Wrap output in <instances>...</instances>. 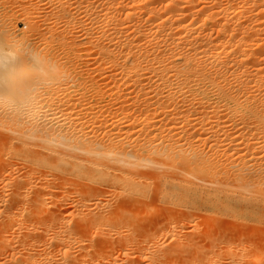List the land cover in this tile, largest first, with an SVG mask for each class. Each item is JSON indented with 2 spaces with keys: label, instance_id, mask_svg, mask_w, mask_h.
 <instances>
[{
  "label": "bare ground",
  "instance_id": "bare-ground-1",
  "mask_svg": "<svg viewBox=\"0 0 264 264\" xmlns=\"http://www.w3.org/2000/svg\"><path fill=\"white\" fill-rule=\"evenodd\" d=\"M70 10L66 18L73 23L79 10ZM88 13L99 32L90 31L85 51L98 65L96 98L43 101L48 120L38 126L0 115V165L16 159L33 172L43 168L50 187L31 208L1 199L0 264H264V253L239 249L231 256L234 242L224 245L198 229L202 221L194 217L201 209L211 222L238 217L264 194V0H99ZM6 31L0 29V38L11 37ZM75 35L65 40L64 61L13 36L9 43L50 60L56 81L81 55ZM9 43L0 42V50L10 51ZM6 180L0 190L12 184ZM151 198L155 206L144 223L165 220L137 237L142 210L137 206L125 225L120 215L129 207L123 204L143 207ZM175 211L193 218L173 219ZM187 224L198 229H190L192 237L181 232ZM176 226L180 232H173Z\"/></svg>",
  "mask_w": 264,
  "mask_h": 264
},
{
  "label": "rangeland",
  "instance_id": "rangeland-1",
  "mask_svg": "<svg viewBox=\"0 0 264 264\" xmlns=\"http://www.w3.org/2000/svg\"><path fill=\"white\" fill-rule=\"evenodd\" d=\"M4 1V2H3ZM70 1H72V0H70ZM69 0H0V29H3L4 28V30H7L6 31V35H7V38L9 37V36H11V37H9L7 40L5 39V38H0L1 40H0V42H3V41H5V44L8 42H10V41H12V36L14 37L13 38V40H15V39H17L19 42H23L24 44H28L31 48H34L33 50H35V51H38V53H43V55H45L46 54V52L47 53H49L48 55H50V54H52L53 53V51H54V53L56 54V52L58 53V58H60L61 56V61L63 60L64 61V59L65 58H63V57H65V55H67L66 53H65V49L67 48V45H68V39L67 38H69V37H71V38H73L72 37V35H75V33H76V35L74 36V38L78 35V37H76L77 39H81L82 40V42H81V44H80V42L78 43L79 44V46L77 45V49L79 50V52L81 53V55L78 57V60L76 61L78 64H75L76 62L74 61V60H76V59H73L72 58V60L71 61H73V62H75V63H73V64H71V62L70 63H66V65H67V68L69 67V65L71 64V65H73L75 68H73V66H71L70 68H68L67 70H64L65 72H64V74H66L65 76L67 77L66 79H65V82L63 83V84H59V85H57V84H53V86L51 87V88H46L45 90H44V93L41 95V99H42V101H41V99H40V101H41V103L42 104H45V103H48V101L50 100V102H52V101H54V100H56L57 98H62L63 97V99H65L67 96H72V98L69 96V98L68 99H73V98H75L76 99V96H78L77 98L79 99L80 97V99H82L83 97L84 98H88V99H93L94 97H95V95H94V93L97 95V89L96 88H98L97 86H98V84H99V75H98V73H99V71L98 70H96V69H98V67H96V66H98L97 65V62L96 61H93V59L95 60V56H94V58H91V57H86V55H87V53L85 52L88 48H89V44L87 43L88 41H86L87 39L89 40V37H90V35H89V33L90 34H92L91 32H93V30H95L96 28V32H95V34H94V32H93V36H97L96 35V33L98 32V27H96L95 25H97V23L95 22V25L94 24H92V23H94V21L92 22V20L94 19V20H96L97 21V18H95L94 16H93V14H92V16L88 13V9L91 7V6H96V3H97V6L99 5V0H92V2L93 3H91V5H90V3H88V1L87 0H78V2H75V1H77V0H73L72 1V3H73V5L71 4V2H70ZM91 1V0H90ZM98 1V2H97ZM29 2V3H28ZM68 2H70V6L68 7V5H69V3ZM83 2V3H82ZM87 4H86V3ZM96 2V3H95ZM82 3V4H81ZM11 4V5H10ZM19 4V5H18ZM81 4V5H80ZM89 4V5H88ZM72 5V6H71ZM86 5H88V6H86ZM67 6V7H66ZM74 6H78V9L77 8H74ZM66 7V8H65ZM72 9H74V10H70L71 8ZM79 7H81V8H79ZM22 8V9H21ZM63 8H65V10L63 9ZM70 8V9H69ZM86 8H87V10H86ZM82 9V10H81ZM71 11V12H73L74 13V11L76 12V10L78 11V18H77V16H74V18H75V20H74V18H73V23L72 22H68L67 21V11ZM44 11V12H43ZM87 11V12H86ZM16 12V13H15ZM63 12H64V14H63ZM79 12H81V13H79ZM86 14H85V13ZM45 13V14H44ZM15 14V15H14ZM85 14V15H84ZM5 15V16H4ZM75 15V14H74ZM90 15V16H89ZM25 16V17H24ZM88 16V17H87ZM47 17V18H46ZM94 17V18H93ZM43 18V19H42ZM45 18V19H44ZM93 18V19H92ZM18 19V20H17ZM92 19V20H91ZM90 22H89V21ZM82 21V22H81ZM4 22V23H3ZM92 22V23H91ZM30 23V24H29ZM81 23V24H80ZM84 23V24H83ZM89 25H91L89 28L91 29H89L88 28V24ZM12 24V25H11ZM29 24V25H28ZM72 24V25H71ZM86 24V25H85ZM81 27H80V26ZM85 26V27H84ZM1 27H3V28H1ZM7 27V28H6ZM27 27V28H26ZM71 27H73V28H77V27H79V29L77 28H75V29H72V30H70V31H68V29H71ZM83 27V28H82ZM94 27H96V28H94ZM28 28H30V29H28ZM55 28V29H54ZM82 28V30H80ZM86 29V31L88 32H86L85 31V29ZM93 28V29H92ZM11 29H12V31H11ZM23 29V30H22ZM35 29H37L36 31L37 32H35ZM89 29V30H88ZM263 30H262V43H263V46H262V55H261V57H262V61L264 60V26H263V28H262ZM25 30V34L22 32V31H24ZM27 30H29V31H27ZM91 31V32H90ZM15 32V33H14ZM24 34V35H22V33ZM70 32H74L73 34L72 33H70ZM79 32H80V35H79ZM8 33V34H7ZM53 33H55V34H53ZM83 35H82V34ZM84 33H86V35L84 34ZM99 33V32H98ZM13 34V35H12ZM29 34V35H28ZM59 34H60V36H59ZM69 34H71V35H69ZM5 35V36H6ZM16 35V36H15ZM21 35L23 36V37H21ZM55 35H58L57 37H60V39H62L63 40V44H62V40H60V41H58V42H56V41H54V39H56V36ZM65 35V36H64ZM68 35H69V37H68ZM27 36V37H26ZM53 36V37H52ZM80 36V37H79ZM82 36H85V37H82ZM18 37V38H17ZM62 37V38H61ZM64 37V38H63ZM65 37H66V39H65ZM87 37V38H86ZM51 38V39H50ZM5 39V40H4ZM20 39H22L21 41H20ZM58 40V39H57ZM65 40L67 41L66 43L67 44H65ZM80 40V41H81ZM7 41V42H6ZM48 41V42H47ZM78 41V40H77ZM85 41H86V43H85ZM11 43V42H10ZM9 43V44H10ZM52 43V44H51ZM54 43H55V45H54ZM51 44V45H50ZM59 44V45H58ZM65 44V45H64ZM7 45V44H6ZM13 45V46H12ZM15 45V46H14ZM58 45V46H57ZM60 45H62V46H64L63 48H62V46H60ZM57 48H56V47ZM9 47H10V49L12 50V49H17L18 48V46L16 45V43L15 44H13V42H12V44H10L9 45ZM55 49V50H54ZM19 50V49H18ZM42 50V51H41ZM52 50V51H51ZM40 51V52H39ZM51 52V53H50ZM67 52V51H66ZM60 54H61V56H60ZM86 54V55H85ZM47 55V54H46ZM47 55V56H48ZM57 55V54H56ZM85 55V56H84ZM84 56V57H83ZM82 57V58H81ZM93 57V56H92ZM63 58V59H62ZM85 58V59H84ZM79 59H83V60H79ZM92 60V61H91ZM60 61V62H61ZM79 61V62H78ZM86 62V63H85ZM95 62V63H94ZM62 63V62H61ZM263 64L261 65V67H262V75H263V80H262V86H263V95H262V97L264 98V61L262 62ZM63 64V63H62ZM60 65L61 66V68H63L62 66L63 65ZM76 65H77V67H76ZM94 67V68H93ZM60 68V69H61ZM66 68V67H65ZM96 68V69H95ZM70 69V70H69ZM73 69H74V71H73ZM80 69V70H79ZM94 71H93V70ZM69 70V71H68ZM68 71V72H67ZM79 71V72H78ZM86 71H87V73H86ZM70 73V74H69ZM78 76V74H81V75H79L78 77L76 76V75ZM74 75V76H73ZM83 75V76H82ZM98 75V76H97ZM80 76H82L83 78H84V80H83V78L82 77H80ZM86 76V77H85ZM70 77V78H69ZM74 77H75V79H74ZM91 77V78H90ZM92 78H94V79H92ZM79 79V80H78ZM69 80V81H68ZM76 80V81H75ZM82 81H83V84H82ZM98 81V82H97ZM95 82V83H94ZM58 86V87H57ZM54 87H57V88H54ZM89 88V89H88ZM94 88V89H93ZM95 90H96V92H95ZM82 92V93H81ZM58 93V94H57ZM66 94V95H65ZM83 94L85 95V96H83ZM47 95V96H46ZM57 95H58V97H57ZM43 96H44V99H43ZM62 96V97H61ZM88 96H90V97H88ZM92 96V97H91ZM46 97V98H45ZM65 97V98H64ZM51 98H53V100L51 99ZM96 98V97H95ZM62 99V100H63ZM67 99V98H66ZM65 99V100H66ZM52 100V101H51ZM264 100V99H263ZM45 103H44V102ZM50 102H49V104H50ZM48 104V105H49ZM45 105H47V104H45ZM262 149H264V147L262 148ZM262 152H263V156H262V164H263V167H264V150H262ZM15 159V158H14ZM9 161H11V162H9V164H7V166H5V164L4 163H2L1 165H0V167H3V168H0V171L2 172H0V175H2V176H0V179L3 181L2 183H0V186H1V184H4L5 183V181L4 180H6V182H10V183H12V184H10L11 185V187H10V185L7 187V185L5 186V185H3L2 186V190H0V201H1V199H8V202H10V200H17V201H15V202H17V204H20V203H23V204H25V205H27L28 204V206H30V208L32 207V205H29V204H32V199L33 198H36L37 197V195H41V196H46V194L47 193H49L50 191V187H49V185H47L49 182H47V184L46 183H44V182H46V181H49V176L47 175V177L46 176H44L45 175V172H44V170H43V168H40V169H42L41 171L42 172H44V175H43V173L40 171V169H36L39 173L41 172L42 174V176L40 175L39 176V174H37V171H35L34 170V172H35V174H34V172H33V170L31 169V168H29V167H25V166H23V165H21V164H18L19 162H18V160H9ZM16 162V163H15ZM11 164V165H10ZM19 165H21V166H19ZM5 166V167H4ZM21 167H22V169H21ZM26 168V169H25ZM27 169H29L28 171H27ZM264 169V168H263ZM4 170H7V172L5 171V173H4ZM14 170V171H13ZM46 171V170H45ZM31 172H32V175H31V177L29 176L30 174H31ZM3 173H4V175H3ZM19 173V174H18ZM24 173V174H23ZM30 173V174H29ZM5 174H8V175H5ZM15 175H16V177H15ZM25 175H27L26 177H28V179H26L27 181H24L23 180V178H26L25 177ZM37 175H38V177H37ZM10 176V177H9ZM12 176H14V177H12ZM12 177V178H11ZM45 177V178H44ZM14 178H16V179H14ZM22 178V179H21ZM40 178H43L42 180H43V182H41L42 180L40 179ZM18 179H21L22 181H19ZM30 179V180H29ZM46 179H48V180H45ZM1 180H0V182H1ZM37 180V181H36ZM12 181H14V182H12ZM29 181V182H28ZM33 181V182H32ZM39 181V182H38ZM22 182V183H21ZM36 182V183H35ZM13 183H14V185H15V187L18 189H16L14 186H13ZM21 184V187H20V185L19 184ZM31 183V184H30ZM35 183V184H34ZM40 185L41 184V186H43V188H38V187H35L34 185ZM43 184H45L47 187H49V188H47L45 185H43ZM32 187H34V188H32ZM46 187V188H45ZM263 187H264V185H263ZM5 188H6V190H5ZM13 188V189H12ZM39 190H37V189ZM45 188V189H44ZM40 189H41V191H42V189L43 190H45V193L43 192V193H41V191H40ZM15 190V191H14ZM17 190V191H16ZM22 192H21V191ZM34 190H37L36 191V193H35V191ZM47 190V191H46ZM263 190H264V188H263ZM32 191L34 192V193H32ZM49 191V192H48ZM2 192V193H1ZM18 192H20V194L18 193ZM29 192V193H28ZM41 194H40V193ZM5 193V194H4ZM38 193V194H37ZM13 194H15L14 195V197H13ZM19 194V195H18ZM36 194V195H35ZM22 197H21V196ZM30 195V196H29ZM15 196H17V197H15ZM19 196V197H18ZM28 196V197H27ZM21 200H20V199ZM30 198V199H29ZM154 198V197H153ZM30 200V201H29ZM154 199H150L149 201H152L153 203H154V201H153ZM13 201H11L10 203H13ZM28 201V202H27ZM148 200L147 201H145V204H143L142 206L143 207H141V205L140 204H135V202L134 201H131V200H126L124 203L125 204H128V205H125V204H123V207L124 206H126V207H129V209H130V207H135L136 206V208H131V210L133 211H131V210H127V208H126V210H127V212H128V214H126V215H124L125 213H126V211H124L125 210V207L123 208V210L121 211V213H122V215H124V216H122V215H120V219L125 223V225L126 224H128V222H130V220H134L136 217H135V214H136V211H137V208H139V209H141L142 210V216L141 217H139V218H137V220H138V222H139V220H140V224H142V227L141 228H139V229H137L136 230V236L138 235V236H146L145 234L147 233L148 234V232L150 233V232H153V230L155 229L154 228V226L155 225H159V226H161V224H162V222H164V220H165V215H161V216H159V217H157L156 219H154L153 220V222L156 220H158V221H160V223H158V224H153V222H149V219H148V221H147V224L148 223H150L148 226H149V230H148V226L146 225V222L144 223V221H146L145 220V218L147 217V216H145L144 217V215L145 214H147V212L149 211V210H151L153 207L152 206H155V203L153 204L152 202L150 203ZM262 202V203H261ZM261 202H260V204H258V205H253V206H250V207H253V209L252 208H248L246 211H243V213H244V215L241 213V214H239L238 215V217H233V216H224V217H219V218H217L216 220H214L213 222H216V223H213V222H211L212 220L210 219V216L209 217H207L208 215H206V214H203V212H204V210L203 209H201L200 211H199V213H197V214H195V216L194 217H196V219L198 218V219H200L202 222H200V228L198 227V229H201L202 231H204V230H207L208 232H210L209 233V235L211 234H213L212 235V237L213 238H215V236H216V238L217 237H220V238H218V239H221V238H223L224 240V242H226V241H228V242H230V244L232 243V242H234V243H232L231 245H233L234 247V249L236 250H233V253H232V255L231 256H233L234 257V253H239V251L241 250L242 251V254H244V253H249V252H253V254L255 255V254H257V255H259L260 253L262 254V253H264V194L262 195V199H261ZM135 204V205H134ZM134 205V206H133ZM148 205V206H147ZM137 206H139V207H137ZM155 208V207H154ZM239 209V208H238ZM239 210H243V209H239ZM248 211V212H247ZM135 212V213H134ZM242 212V211H241ZM249 213V214H248ZM165 214H168V212H166ZM169 214H171V213H169ZM173 214V219H176V217L178 216V218H182L183 217V219H184V221L186 220L187 221V219H190L191 218V216H192V214H189V213H187V212H184V213H179L178 211H175V212H173L172 213ZM243 216V217H240V216ZM246 215V216H245ZM181 216V217H180ZM128 217V219H129V221L128 220H126V218ZM192 218H193V216H192ZM163 219V220H162ZM208 219V220H207ZM199 220V221H200ZM126 221H128L127 223H126ZM154 222V223H157V222ZM175 221V220H174ZM204 222V223H203ZM151 224H153V225H151ZM159 226H156V228H159ZM186 226H187V228H186ZM145 227V228H144ZM152 227H153V230H152ZM191 227V225L189 226L188 224L187 225H185V227L183 228H181L182 229V231H181V229H178V226H176V227H174V230L175 231H173V232H177V230L176 229H178V231L180 232H182L183 233V235L184 234H186V235H184V236H188V237H192V235L191 236H189V234H193V233H190V229H192V231L191 232H193V229H197V228H195L196 226H194V228H190ZM143 228V229H142ZM176 228V229H175ZM205 228V229H204ZM209 228H211V229H209ZM146 229H147V231H146ZM198 229H197V231H198ZM204 229V230H203ZM189 230V231H188ZM145 231V232H144ZM196 231V232H197ZM137 232H139L138 234H137ZM194 232H195V230H194ZM187 233H188V235H187ZM85 235V234H84ZM210 235V236H211ZM88 236V238H83L84 236H82L81 235V237L84 239V240H86V241H91L92 240V238H90V237H92V235L90 234V235H88V234H86V236L85 237H87ZM137 236V237H138ZM164 236V235H163ZM163 236H162V239L163 240H165V241H163V240H161V241H163L164 242V244H166V242H167V244H170V243H168V242H171L170 241V239H169V241H168V237L169 236H165L164 238H163ZM195 236V235H194ZM140 239V238H139ZM185 239V238H184ZM187 240V239H186ZM222 240V239H221ZM223 242V243H224ZM228 242H226L224 245H226V244H229ZM220 243H222V242H220ZM222 243V244H223ZM104 245V244H103ZM103 245H101L100 244V246H103ZM221 245V244H220ZM236 245V246H235ZM131 246V245H130ZM130 246H127V247H130ZM223 246V245H222ZM113 247V246H112ZM125 248L126 250H131V248ZM242 248V249H241ZM124 249V250H125ZM240 249V250H239ZM112 249H110V251H111ZM125 250V251H126ZM93 251V250H92ZM115 250H113V251H111V253L112 252H114ZM116 251H117V248H116ZM116 251H115V253H116ZM243 251H244V253H243ZM130 252V251H129ZM247 253V254H248ZM114 254V253H113ZM256 255V256H257ZM230 256V257H231ZM255 256V257H256ZM181 258V257H180ZM170 259L171 258H169V261H170ZM183 259H184V257H183ZM177 260H179V258H177ZM182 260V259H181ZM253 260H255V258L253 259ZM97 262V261H96ZM254 262V264H255V261H253ZM253 262H251V264H253ZM182 263V262H181ZM180 264V263H179ZM244 264V263H243Z\"/></svg>",
  "mask_w": 264,
  "mask_h": 264
},
{
  "label": "clouds",
  "instance_id": "clouds-1",
  "mask_svg": "<svg viewBox=\"0 0 264 264\" xmlns=\"http://www.w3.org/2000/svg\"><path fill=\"white\" fill-rule=\"evenodd\" d=\"M54 66L35 52L0 50V115L6 114L35 125L46 123L48 115L40 97L54 83L63 84L66 76L51 79Z\"/></svg>",
  "mask_w": 264,
  "mask_h": 264
}]
</instances>
